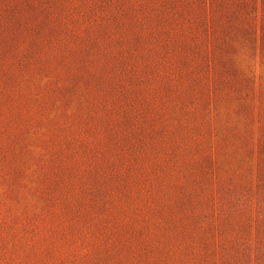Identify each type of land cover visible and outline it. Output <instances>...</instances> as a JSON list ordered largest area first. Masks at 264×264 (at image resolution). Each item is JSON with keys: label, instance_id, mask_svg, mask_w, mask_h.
<instances>
[{"label": "rangeland", "instance_id": "rangeland-1", "mask_svg": "<svg viewBox=\"0 0 264 264\" xmlns=\"http://www.w3.org/2000/svg\"><path fill=\"white\" fill-rule=\"evenodd\" d=\"M0 264H264V0H0Z\"/></svg>", "mask_w": 264, "mask_h": 264}]
</instances>
